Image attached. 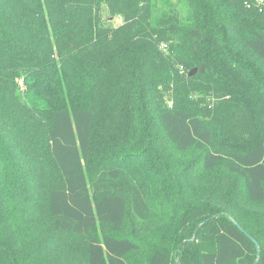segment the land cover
<instances>
[{"label": "trees", "instance_id": "trees-1", "mask_svg": "<svg viewBox=\"0 0 264 264\" xmlns=\"http://www.w3.org/2000/svg\"><path fill=\"white\" fill-rule=\"evenodd\" d=\"M0 264H264V0H0Z\"/></svg>", "mask_w": 264, "mask_h": 264}, {"label": "rangeland", "instance_id": "rangeland-1", "mask_svg": "<svg viewBox=\"0 0 264 264\" xmlns=\"http://www.w3.org/2000/svg\"><path fill=\"white\" fill-rule=\"evenodd\" d=\"M260 2V1H259ZM109 20H111V19H109ZM119 21V19L118 18H115V21H113V23H117ZM168 174L170 175V176H173V175H175V172H173V171H168ZM131 221L129 220L128 222H127V224L125 225V227L128 229V228H130V226H131ZM137 226V225H136Z\"/></svg>", "mask_w": 264, "mask_h": 264}, {"label": "water", "instance_id": "water-1", "mask_svg": "<svg viewBox=\"0 0 264 264\" xmlns=\"http://www.w3.org/2000/svg\"><path fill=\"white\" fill-rule=\"evenodd\" d=\"M195 71H196V69L194 68V69H192V70H190L189 72H188V76H191V75H193L194 73H195ZM238 228L241 230V231H243V229L241 228V227H239L238 226ZM244 232V231H243ZM246 234V233H245ZM247 236H249V235H247ZM250 237V236H249ZM250 239L255 243V245H256V247H257V242L252 238V237H250ZM258 250V249H257Z\"/></svg>", "mask_w": 264, "mask_h": 264}, {"label": "built area", "instance_id": "built-area-1", "mask_svg": "<svg viewBox=\"0 0 264 264\" xmlns=\"http://www.w3.org/2000/svg\"><path fill=\"white\" fill-rule=\"evenodd\" d=\"M182 69V67H180Z\"/></svg>", "mask_w": 264, "mask_h": 264}]
</instances>
